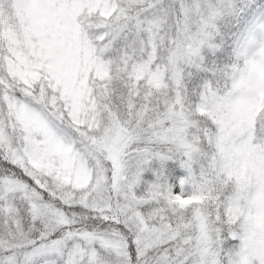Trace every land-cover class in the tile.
I'll use <instances>...</instances> for the list:
<instances>
[{"label":"snow or ice","instance_id":"obj_1","mask_svg":"<svg viewBox=\"0 0 264 264\" xmlns=\"http://www.w3.org/2000/svg\"><path fill=\"white\" fill-rule=\"evenodd\" d=\"M0 264H264V0H0Z\"/></svg>","mask_w":264,"mask_h":264}]
</instances>
